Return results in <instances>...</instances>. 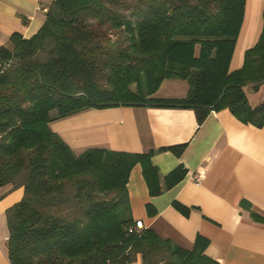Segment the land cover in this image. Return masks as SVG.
<instances>
[{
	"label": "trees",
	"instance_id": "obj_1",
	"mask_svg": "<svg viewBox=\"0 0 264 264\" xmlns=\"http://www.w3.org/2000/svg\"><path fill=\"white\" fill-rule=\"evenodd\" d=\"M247 0H55L31 38L15 33L0 48V189H24L7 211L11 264H221L196 238L184 249L153 229L136 228L128 183L140 165L152 197L181 183L164 178L153 152L90 148L76 154L51 129L84 111L123 106L194 110L201 125L229 110L264 128V15L243 66H230ZM186 81L184 98H158L162 84ZM186 145L164 148L181 156ZM188 216L190 209L174 202ZM251 210V204L242 202ZM149 215L156 210L147 206ZM255 215V214H254Z\"/></svg>",
	"mask_w": 264,
	"mask_h": 264
},
{
	"label": "crops",
	"instance_id": "obj_2",
	"mask_svg": "<svg viewBox=\"0 0 264 264\" xmlns=\"http://www.w3.org/2000/svg\"><path fill=\"white\" fill-rule=\"evenodd\" d=\"M54 1L0 0V48L9 46L15 33L34 36ZM263 15L264 0H247L231 71L243 66L245 52L258 42ZM180 81H165L158 98L186 97L189 85ZM246 92L253 107L264 101V85L258 92ZM51 129L76 154L90 148L153 152L162 184L183 166L185 179L157 197L150 196L141 166L134 167L128 183L134 220L188 250L204 236L210 241L206 254L221 264H264V128L241 123L229 110L211 112L200 125L190 109L123 106L84 111L53 122ZM180 145H186L181 156L162 150ZM197 173L203 174L199 184L193 180ZM23 196V188L0 189V264H11L7 211ZM243 201L252 209L243 208ZM174 202L189 208V215L179 212ZM148 205L155 215H149ZM132 264H142L141 257Z\"/></svg>",
	"mask_w": 264,
	"mask_h": 264
},
{
	"label": "built area",
	"instance_id": "obj_3",
	"mask_svg": "<svg viewBox=\"0 0 264 264\" xmlns=\"http://www.w3.org/2000/svg\"><path fill=\"white\" fill-rule=\"evenodd\" d=\"M202 176H203L202 173L194 174V175H193V180H194V182L197 183V184L201 183V181H202ZM136 228H137V229H142V228H144V226H143V222H137V223H136Z\"/></svg>",
	"mask_w": 264,
	"mask_h": 264
},
{
	"label": "rangeland",
	"instance_id": "obj_4",
	"mask_svg": "<svg viewBox=\"0 0 264 264\" xmlns=\"http://www.w3.org/2000/svg\"><path fill=\"white\" fill-rule=\"evenodd\" d=\"M181 82V81H180ZM158 96V95H157Z\"/></svg>",
	"mask_w": 264,
	"mask_h": 264
}]
</instances>
